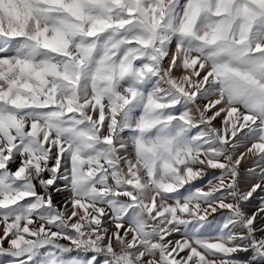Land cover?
<instances>
[{
  "label": "snow or ice",
  "instance_id": "obj_1",
  "mask_svg": "<svg viewBox=\"0 0 264 264\" xmlns=\"http://www.w3.org/2000/svg\"><path fill=\"white\" fill-rule=\"evenodd\" d=\"M249 156L264 0H0V264H264Z\"/></svg>",
  "mask_w": 264,
  "mask_h": 264
},
{
  "label": "rangeland",
  "instance_id": "obj_2",
  "mask_svg": "<svg viewBox=\"0 0 264 264\" xmlns=\"http://www.w3.org/2000/svg\"><path fill=\"white\" fill-rule=\"evenodd\" d=\"M247 160H243L241 162V166H240V175H239V182H240V187H242L243 183H246L247 180H248V177L250 176V171H249V167H247L245 165V162ZM262 164H264V162H260V163H257L255 166H257V172L259 173V169L260 167L262 166ZM254 166V165H253ZM13 169L15 168V165H12ZM247 167V168H246ZM248 169V170H247ZM209 172H211L212 170H208ZM213 171H216L217 174H219V170H213ZM67 199V193H57V192H53V200H54V203L57 205V206H62L64 201ZM264 199V198H263ZM261 200H254L252 203L250 202H246L245 203V209L246 211L248 212L249 215H251L253 212H256L257 209L261 206ZM248 206V207H247ZM256 210V211H255ZM222 212H227V210H221ZM210 220H213L214 219V223L212 224L211 226V229H215L218 225H222L223 221H222V218H221V215L220 213H216V214H213V216H210L209 217ZM259 222V221H258ZM258 227H263L264 228V223H258ZM242 259H246L248 257H250L251 253H239L238 254ZM0 259H3V258H0Z\"/></svg>",
  "mask_w": 264,
  "mask_h": 264
},
{
  "label": "bare ground",
  "instance_id": "obj_3",
  "mask_svg": "<svg viewBox=\"0 0 264 264\" xmlns=\"http://www.w3.org/2000/svg\"><path fill=\"white\" fill-rule=\"evenodd\" d=\"M204 103H206V101H204ZM247 161L245 162V165L247 167H249L250 169H255L256 170V173L257 175H253L252 172H250V176L248 177V180L246 183H243L241 189L242 190H246L250 185H252L253 183H256L258 182V179H257V176H258V172H257V166H255L257 163H254L253 161L255 160L254 157L252 156H249L247 159ZM254 165V166H253ZM246 167V168H247ZM248 170V169H247ZM213 171V170H212ZM218 171V170H217ZM264 198V192H257V193H254L253 194V197L250 199V203H252L255 199L256 200H261ZM246 207V206H245ZM248 207V206H247ZM256 211V210H255ZM254 213V212H253ZM259 223V222H258ZM259 226V225H258ZM263 228V227H262ZM177 239H179V237H176Z\"/></svg>",
  "mask_w": 264,
  "mask_h": 264
}]
</instances>
